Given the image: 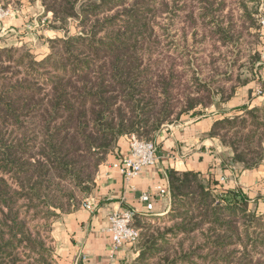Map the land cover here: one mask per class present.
<instances>
[{"label":"trees","instance_id":"obj_1","mask_svg":"<svg viewBox=\"0 0 264 264\" xmlns=\"http://www.w3.org/2000/svg\"><path fill=\"white\" fill-rule=\"evenodd\" d=\"M78 1L88 2L87 6L91 9L117 0H44V4L48 11L53 12L55 20L66 21L78 15L76 8ZM193 2L195 4L191 6L192 26L199 32V24L207 21V25L213 32L210 33L211 35L204 34V38L213 43L207 49H202L199 55H205L207 51L213 55L217 53L220 45H232L233 50L230 56L234 57L228 62L227 70L218 76L230 82L232 77L237 76L235 74L237 68L246 67L249 74L238 88L250 83L253 75L257 73L255 62L259 57L254 54L255 58L245 60L249 51V36L255 35L260 28V24L254 18L260 0H236L235 6L231 7L229 12L226 11L227 13L225 12L228 9L226 0H192ZM249 2H255L253 10H250ZM89 11L84 10V26L89 25ZM129 14L132 22L139 20L136 16L137 12L132 11ZM119 17L120 15L106 17L105 21L110 22L108 27L111 28V32L105 38L97 39L96 34L87 32L84 36L59 39L72 49L66 47L63 53L68 56L59 54L61 57L56 59L54 54L57 52L54 46L52 47L53 52L50 58L58 61V69H62L63 72L60 73L61 75H53L54 89L47 94V97L35 100L39 92L24 89L19 86L20 83L11 85L7 88L8 90L5 88V91L0 92V107L4 104L6 108V110H0L1 132H3L4 123L16 111L26 109L28 114L25 117L35 120L31 138L20 139L15 144L6 143V147L4 146L3 150L0 149L3 155L1 166L8 171L12 170L21 189H13V185L5 176L0 178V213L2 215L0 264H33L40 261V264H58L53 250L47 247L46 243L31 238L27 221L22 217L20 210L22 205H17L14 194H31L33 197L46 194L50 197L52 190L49 185L44 186V181L51 182L58 173L65 178H70L80 190L87 191L93 177L91 168L94 169L97 166L94 156L107 153L111 147L118 146L122 137L131 134L152 141L155 134L151 138L149 134L156 133L169 119L171 99L166 98L160 104L162 96L169 92L164 90L159 94L150 89L147 91L143 89L141 79L146 78L138 72L142 60L140 56H128L126 47L132 34H127V30L125 32L121 30L129 26L118 24ZM239 28L242 32L238 33ZM95 40L98 41V46L95 45ZM72 42H79L77 49H73ZM240 76L242 77L243 74L241 73ZM166 78V76L161 78L164 89L171 86V82L165 83ZM195 79L201 86L197 91L198 94L206 88L207 92L224 97L218 102L203 104L205 108L229 102L239 90L235 86L232 94L225 96L227 90L212 88L211 83L213 84L214 80L205 81L199 75ZM260 79L256 76L254 81H264V78ZM257 88L262 90V94H257ZM252 90L255 96L263 97L261 104L236 107L235 110H231V114L215 121L209 132L210 137L219 139L223 146L229 148V155L222 159L224 165L240 164L244 169H256L263 164L264 84L256 83ZM27 95L31 97V105L26 98ZM44 103H46L45 106H43ZM191 115L196 116V114ZM203 115L205 114L201 116ZM38 140H41L40 143L37 142ZM25 146L28 147L26 151L32 149L33 152L24 155L27 154L24 150ZM168 175L172 207L167 214L170 215L169 217L181 219L169 230L175 233L180 231L193 233L198 230L199 235L204 237V242H200L198 249L202 250L206 246H211V250L216 253L226 249L231 243L228 237L229 232L236 233L237 237L239 235L234 221L226 217V211L248 215L251 199L245 189L242 186L225 187L224 184L212 178L206 184L203 173L194 170L171 169ZM261 197L264 198V196ZM63 198L77 201L74 191L63 193ZM74 207L78 205L75 204ZM146 217L150 215L137 213L134 219V225L140 230V236L133 245L138 256L132 264H139L147 252L155 247L156 234L142 233L137 225L138 220ZM207 224H209V233L205 229ZM26 241H28L26 245L31 246L32 251L28 253L27 259H23L19 256L18 249ZM183 252L181 259L189 256L187 251ZM257 262L264 264L263 259ZM169 263L170 260L164 262V264ZM241 264H254V261L248 260Z\"/></svg>","mask_w":264,"mask_h":264},{"label":"rangeland","instance_id":"obj_2","mask_svg":"<svg viewBox=\"0 0 264 264\" xmlns=\"http://www.w3.org/2000/svg\"><path fill=\"white\" fill-rule=\"evenodd\" d=\"M235 2L236 0H226L228 9L225 12H229L230 8L235 6ZM87 4L88 2L78 1L76 5L78 15L63 21L55 20L53 12L46 9L44 0H0L2 10L16 13L19 16V21L13 27V30L5 29L2 22L6 17H0V92L5 91V88L8 90L7 88L11 85L20 83L19 86L24 89L39 92L35 100L47 97V94L54 89L53 75L63 72L62 69H58L59 63L56 59L61 57L59 54L68 56L63 52L66 51V47H70L60 42L59 39L84 36L87 32L96 34L97 39L105 38L111 32V28L108 27L110 22L105 21V19L114 15H120L117 19L118 24L129 26L126 27L127 29L123 28L121 30L123 32L127 30V34H132V38L126 47L128 56H140L139 58L142 60L138 72L146 78L145 80L141 79L144 85L143 89L146 91L150 89L159 94L164 90L169 92V94L162 96L161 102L159 101L162 104V101L167 98L171 99L172 103L169 119L160 129L170 125L176 126L184 121L206 114L211 106L205 108L203 104L213 101L218 102L220 98H224L223 96H217L216 93L207 92L206 88L198 94L197 91L201 86L195 79L197 75L204 78L205 81L214 80V83H211L212 88L214 90L225 89L227 90L225 96H229L232 94L233 87L238 88L239 84L249 74L247 68L243 67L241 69L237 68L235 73L237 76L232 77L229 80L230 82H226L225 78L218 76V74L227 70L228 62L234 57L230 56L233 50L232 45H220V48H217V53L213 55L208 51L205 55H199L202 49H207L213 43L205 39L204 34L211 35L210 33L213 32L210 26L207 25V21L199 24V32L192 26L191 6L195 4V2L192 3V0H117L114 3L111 2L105 4V6L92 7L91 9ZM249 6L250 10H253L255 2H249ZM84 10H90L88 26H84ZM132 11L133 13L137 12L136 16L139 20L136 22L130 20L131 15L129 13ZM254 16L260 24V28L255 35L249 36L250 45L245 61L255 58L254 54L259 57L255 62L257 73L253 75L251 82L252 85L256 83L263 85L264 81L254 82V80L256 76L261 79L264 78V67L258 66L263 45L260 21L264 18V0H260ZM237 32H242L241 28L237 29ZM72 43L73 49H77L79 42ZM94 43L97 46L99 45L97 40ZM53 46L57 52V54H54L56 59L50 58ZM70 49L72 48L70 47ZM241 73L243 74L242 77L240 76ZM162 76L167 77L166 84L171 82V86H168L167 89H164ZM26 98L29 99L31 105L30 95H27ZM1 107L0 110H6L4 104ZM27 114L26 109L16 111L4 123L3 132L0 131L1 150H3L6 143L15 144L20 139L33 136L31 130L34 129L35 120L25 117ZM191 114H196V116ZM17 117L20 118L19 121ZM4 133L6 134L3 136ZM156 133L149 134L150 138ZM40 141L37 142L40 143ZM27 148L25 146L24 150L26 151ZM115 149L114 146L107 153H99L94 156V162L97 160V166L94 169L91 168L93 177L88 184L87 191L80 190L70 178H65L58 173L52 178L51 182L44 181V186L49 185L50 190H52L50 197L46 194L41 197H33L31 194H14L17 205H22L20 210L23 214L22 217L27 221L31 238L43 241L54 252L53 230L55 223L64 214L82 208L83 202L93 194L99 175L102 169L108 166ZM26 152L27 154L24 155L30 154L33 150ZM2 160L3 155L0 152V178L5 176L13 185V189L21 190L12 174V170L8 171L1 166ZM259 182L255 189H249L247 193L251 194L255 200L263 198L261 193H264V182ZM67 191H74L77 201L63 198V193ZM252 198L250 197L251 207L248 215L226 211V217L234 221L239 235L237 237L236 233L229 232L228 237L231 243L226 249H222L217 253L211 250V246H206L202 250L198 249L200 242H204V237L199 235L198 230L193 233H183L181 231L175 233L169 230L178 221L180 222V218L169 217L170 215L166 213L162 216H150L138 220L137 225L141 228L142 233H147V235L154 233L157 237L155 247L147 252L145 258L139 264H164L165 261L169 260V264H241V262L246 263L248 260H253L254 264H258V260H264V243H262L264 241V205L259 209L258 205H253ZM262 202L264 203V200ZM75 204L78 207L75 208ZM1 220L2 215L0 213ZM208 226L209 224L205 225L207 233H209ZM27 243L28 241L23 246L20 245L18 249V254L23 259H27L28 253L32 251L31 246L26 245ZM183 251H187L189 256L187 255V257L181 259L184 255ZM243 256L246 257L240 260ZM40 262L33 264H40Z\"/></svg>","mask_w":264,"mask_h":264},{"label":"crops","instance_id":"obj_3","mask_svg":"<svg viewBox=\"0 0 264 264\" xmlns=\"http://www.w3.org/2000/svg\"><path fill=\"white\" fill-rule=\"evenodd\" d=\"M18 18V14L10 13L2 22L4 28L13 30ZM254 86L250 82L241 87L232 100L213 105L203 116L160 129L153 140L158 148L156 164L146 168L131 181H127L120 171L110 166L112 162L129 154V139L122 137L108 166L99 175L92 194L96 199L95 210L78 208L64 214L55 223L53 246L57 263L132 264L138 256L133 245L118 249L112 247L110 216L126 208L150 216L168 213L172 207L168 175L171 169L198 171L203 173L206 184L212 178L225 187L242 186L247 193L249 189H255L259 181L264 182V162L256 169H244L240 164L224 165L222 159L229 155V148L209 135L215 121L231 114V110L236 107L261 104L263 97L255 96L252 90ZM158 186L165 187L167 193H158ZM146 191L152 193L154 209L151 212H146V203L141 200V195ZM248 196L253 197L251 194ZM262 200L264 198H252L256 202L253 205H258L260 209L264 205Z\"/></svg>","mask_w":264,"mask_h":264},{"label":"built area","instance_id":"obj_4","mask_svg":"<svg viewBox=\"0 0 264 264\" xmlns=\"http://www.w3.org/2000/svg\"><path fill=\"white\" fill-rule=\"evenodd\" d=\"M10 13L0 8V17H7ZM261 31L263 36L262 48L260 51L261 60L258 66L264 67V18L261 19ZM257 94H262V90L257 88ZM130 144L129 154L120 157L111 163V168L120 171L127 181L138 177L146 168L153 166L157 162V145L155 142L141 139L136 134L127 136ZM163 186L157 187V192L161 195L167 193ZM141 200L146 203V212L154 209L152 193L146 191L141 195ZM82 208L93 211L96 208V199L91 195L82 204ZM138 212L132 208L115 211L110 216V232L112 237V247L118 249L126 245H134L139 236L140 230L134 225V219Z\"/></svg>","mask_w":264,"mask_h":264}]
</instances>
